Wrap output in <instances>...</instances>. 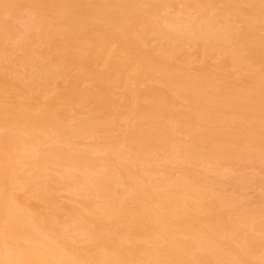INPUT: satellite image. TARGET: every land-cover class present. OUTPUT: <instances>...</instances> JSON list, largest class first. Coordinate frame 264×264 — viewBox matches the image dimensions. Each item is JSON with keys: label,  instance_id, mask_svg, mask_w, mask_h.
<instances>
[{"label": "bare ground", "instance_id": "1", "mask_svg": "<svg viewBox=\"0 0 264 264\" xmlns=\"http://www.w3.org/2000/svg\"><path fill=\"white\" fill-rule=\"evenodd\" d=\"M183 2L186 9L171 17L173 0H0V55L10 51L6 42L18 41L23 57L15 62L30 71L27 81L49 84L61 66L82 71L65 93L43 97L42 108L39 97L8 103L0 93V264H264V237L257 236L264 234V217H252L251 202L243 208L246 195L204 187L208 180L223 187L220 178L246 170L242 161L264 162V135L257 134L264 131V0ZM195 4L199 14H188ZM27 7L32 16L21 18L28 19L21 31L4 21L5 14L20 18ZM212 11L219 12L215 18ZM152 35L166 44L149 47ZM35 44L56 64L34 66ZM190 45L199 46L196 56L217 52L218 64L199 60ZM189 54L198 60L189 61ZM92 60L103 61L105 70H95ZM233 60L252 75H225ZM126 73L117 86L114 77ZM80 78L93 86L82 89ZM20 82L19 92L29 94L30 84ZM122 88L125 93L113 91ZM173 96L190 111L179 112ZM83 99L93 109L72 110L73 118L57 103L67 100L74 109ZM129 106L140 122L125 125L115 143ZM222 121L228 127L239 121L240 132L208 127ZM177 134L188 139H179L183 156ZM159 151L166 153L162 172L154 170L157 164L151 168ZM184 160L205 171L173 178L171 167L183 170ZM245 181H237L240 189ZM62 192L66 205L58 199ZM66 211L71 215L62 220ZM246 228L255 235L247 236Z\"/></svg>", "mask_w": 264, "mask_h": 264}, {"label": "rangeland", "instance_id": "2", "mask_svg": "<svg viewBox=\"0 0 264 264\" xmlns=\"http://www.w3.org/2000/svg\"><path fill=\"white\" fill-rule=\"evenodd\" d=\"M24 1H25L26 4H30V2H39V1H47V2L49 1V2H51L52 0H27V1L24 0ZM95 1L96 0H89V2H95ZM173 1H174V8L169 9L167 11V14H171L170 15L171 17H173V16L176 17V15L179 16V13L182 12L181 10L186 9L185 8L186 5H184L183 0H173ZM222 1H225V0H222ZM220 6H222V5H220ZM240 6L242 7L244 5H241L240 4ZM240 6H238V7H240ZM193 7L195 9L192 10L191 12L190 11L187 12L186 10H185V12H187L188 14L190 13L193 16H197L199 13H196V12L199 11L198 9H200V7L197 4L193 5ZM196 7H198V9ZM236 7H237V5H236ZM29 8L30 7H27L25 9H22V12H20V18L12 17L10 14H5L3 19L12 28H15L16 27L17 29H19V31H21L22 29H24V26L23 25H25L26 23H28V19L27 20H24V19H21V18H28L29 15L32 16L31 15L32 12L30 13L31 8L30 9ZM55 10H57L55 7L48 6V11H49L48 14H49V16H51V17L55 16V14L53 13ZM210 13L211 14H209V15H212V17H214V16H217V14L219 12L218 11H212ZM45 14H47V13H45ZM162 14H164V12ZM195 14H197V15H195ZM39 16L40 15L33 16V19L35 20V22H36V19L38 20ZM162 16H166V15H162ZM62 17H64V16H62ZM62 17H61V19H62ZM187 17H189V15H187ZM185 18H186V16H185ZM229 19L230 20H233L232 17H229ZM64 20H66V17H64ZM159 20H161V18ZM235 20L236 21L234 23H232V24L235 25V26H239L240 27L242 25L241 24V19L235 18ZM62 21H63V19H62ZM158 22H161V21H158ZM92 23L95 26H98V25L101 24V22L99 20H97V21L96 20H93ZM35 31L36 30H33V33H35ZM61 31L62 32H65L63 30H61ZM30 35L28 34L29 38H31ZM149 39L151 40V43H149V44L152 45V46H149V47H154V48H157L158 49L159 47H161V45H165L166 44L165 41H164L165 43L164 42L161 43V42H159V40L158 41L155 40V39H157V37L154 36V35L150 36ZM33 40L34 39H32V38L30 39V42H32V44L34 42ZM153 40L155 41L154 43H153ZM16 42L18 43V41L12 40V39L10 41L6 42V45L10 48V51L8 53L4 54V55H0L1 56L0 57V93H1V96H3L5 98L4 99L5 102H8V103L13 102L12 99H11L12 97H14V99L16 101H19V102L26 101L29 96H30V98H33V97L34 98L35 97L38 98L39 97L40 99L39 98L38 99L41 100V102H43V103H41L42 105L40 106V108H42V106L46 102V99H44L43 97L48 98V95L50 97H52L54 95L53 94V91H55V93L56 92L58 93V91L65 93V91L68 90L69 87H70V85H71V83H70L71 82V79H72L71 77L72 76L79 77L80 74L82 73V71H80V68H78V67L71 68V69H66L64 66H61L60 68H58L59 70L57 69V71H56V72H59V73H56L55 74V72H54V74H51L53 76L55 75L54 77L50 75L52 78L49 76V82H48L49 84H46V83H44L42 81H40V82L39 81L38 82H35L34 81V82L30 83L31 81L29 82V81L26 80V77L28 75H30V71H28L27 67L26 68L25 67H22L20 65L19 61H16L15 62L16 57H18V56H20L21 58L23 57V52L19 51V48L17 47ZM41 46L42 45L35 44L32 47V50H33V53H34L33 54L34 55L33 56L34 57L33 58L34 59L33 65L36 66V67H39V68L41 67L43 69L45 68V66L55 65L56 64L55 56L52 55V57H51L48 54L49 51H47V49L44 46H42V47ZM190 47L191 48H189V49L187 48L188 49V52L190 51V53H192V54H194V56H196V53H194V52L197 51V50H199V46H195V45H192L191 46L190 45ZM193 48H194V51L192 50ZM216 53L217 52H212V51L211 52H207L206 53L207 55L206 54L204 55L203 53H200L201 56L200 55H197L196 57L198 59H199V57L202 58L203 56L204 57L207 56L208 58L210 57L208 60H209V62L210 61L212 62L211 65H214V63L217 65L219 59L217 60V62L214 61L216 59L215 58L216 57L215 56ZM156 54H159V52L156 53ZM192 54H189V55H191L190 58H192L189 61H191V62L192 61H197L198 59L196 57H192ZM47 55H49L50 57L47 56ZM91 57H92V55L90 56V59H91ZM91 62L93 64V68L95 70H97L99 72H103L105 70L104 66H102V65H104L103 64L104 63L103 61L95 62L94 60H92ZM95 63H97V64H95ZM200 63L201 62L199 61V63H197V65H195V66H197V67H199V65L201 66ZM245 64L247 66V63H245ZM245 64H243L244 67H246ZM98 65H100V66H98ZM235 66H236V60H233V61L229 62V67H228L227 71L224 72L225 75L227 74L228 77L231 76L230 77L231 79H236V80H238V78L240 76L243 77V76H251L252 75L251 73L248 74L247 72L243 71L239 66L238 67H235ZM25 69H27V70H25ZM237 72L240 73V75L235 76L237 74ZM232 74H233V76H232ZM128 78H129V74H127V76H125L124 74H118V75H116L114 77V81L116 83L119 82L117 84V86H119L124 81L126 82V79L128 80ZM21 80L26 81L27 82L26 83L27 86H29L28 83L30 84V86H29L30 93L29 94H23L22 92H19V89L16 87V85L18 83H22V82H20ZM3 81L9 82V84H11V86L10 87L4 86ZM77 81H78V84L81 86L82 89H84V88L87 89V88H90V87L93 86L92 83L83 84L85 80L84 79H81V78L78 79ZM33 83H34V85H33ZM235 84L239 86V83L238 82L235 83ZM48 85L49 86L52 85V86L51 87H48ZM151 85L154 86V87L156 86L157 88H160V89H164L163 86L160 85V84H154L153 83ZM112 86H114V85H112ZM161 86H162V88H161ZM45 87H47V88H45ZM142 88L144 89L145 87L142 86ZM122 89H115L113 91H114V93H118V94L125 93V90L124 89L122 90ZM82 92L85 93V91H82ZM95 96H96V94H94L93 98ZM173 97H176V96H173ZM81 98H82V95H81ZM118 98L120 99V95H119V97L118 96L114 97V99H116V100H118ZM176 101H177V103H179V108H177V110L179 112H183V111L189 112L190 111L189 108H186V106L188 105L187 102H185L184 100L180 99L179 97H176ZM57 103L58 104H61V108L64 110V113L66 115V118H73V117L76 116L77 113L72 112V110H77V112L87 113V112H91V110L93 109V107L91 106V102L90 101L88 102L87 99H83L80 104L74 106L75 107L74 109L69 107V102L67 100L66 101H64V100L57 101ZM121 103H122V101H121ZM142 103L143 104H148L149 103V100L148 101H144L143 100ZM131 109H132V107L129 106L127 109L124 110V113L126 114V116L124 117V119H121V120L118 121V123H117L118 126L116 127V130H118V132H115L113 134V137H112L111 141H113L115 143L118 141V137L121 136L124 133V131H125V125H128L129 123H131L133 121H134L135 124H138L137 121H139V120H137V119H139V118H138V116L133 111H131ZM40 111L41 110L37 111L36 113H40ZM229 123L230 122L222 121V122L217 123V124H214V125H209L208 127L209 128H220V127H222V129H221L222 132H227L229 130V133L238 134L240 132V126H241L240 122L239 121H236V124L231 125L230 127H228L229 126ZM74 124H76V123H74ZM244 128L248 130L247 132H251V126L245 125ZM257 134L258 135H264V131L263 130H258ZM177 137H178L177 147L180 148V149H178V151L181 152L179 155L180 156H183L182 155V150L183 149L181 148L182 143L179 142V139L181 141H186L188 139L185 138L183 135H179V134H177L176 138ZM94 142L88 141V143H90L92 145L94 144ZM132 154L134 155L135 152H132ZM157 154H158V156H157V162L153 165V167L151 166V168L154 169L155 165L157 164V167L154 170L157 171V169H158V171L162 172V171L165 170L163 168V165L162 164H163V158L166 157V153L165 152H162V151H159ZM164 162L168 166H172L173 165L170 161H167V163H166V161H164ZM158 165H160V166H158ZM241 165H243V168L246 169L244 172L236 171V173H234L232 175H229L228 178H220L218 180V182H221V181L224 182L223 187H220L218 185H214L209 180H208V183H206V186L204 184V187H207L209 189H214L216 191H222V190L224 191L225 190L227 194H231V195H233V194L246 195L247 201H244V203L242 202L241 205L244 204L243 205V208L244 209H248V208H246L247 207L246 204L248 202L249 203L251 202V204H253V206H254V207H252L253 208L252 211L254 212L253 215H252V217L255 218V219H261L262 216L264 217V215H263V211H264V162L262 164H259V163L254 164L253 161H242L241 162ZM176 167H178V165H174V166L171 167V168H174L175 169V170H172L173 171V175H174L172 177L175 178V179L176 178H182L183 176H186V171L187 170L193 172L196 177H197L198 173L205 171V170H201L202 168H200L197 165H192L189 160H187V161L184 160V163L182 165L183 170H177ZM151 168H149V170ZM235 170H238V168H235ZM213 175L214 174H212L210 172L209 173V178L210 177H213ZM162 178H163V176L162 175H159L157 177H154L153 179L154 180H160ZM147 179H148V177H147ZM237 179L238 180H243V181L246 180L245 181L246 182V184H245L246 185V188L245 189H240L238 187V185H239L238 183L239 182H237L238 181ZM234 180H236V181L234 182ZM254 180H258V181H254ZM257 182H263V183L259 184ZM121 190L122 189H120V188L117 189V191L119 193L121 192ZM58 196H59L58 199L60 201V199L63 200V198H67L68 195L65 192L64 193L62 192ZM61 197H63V198H61ZM64 201L65 200H63L62 202H63V204L66 205V203H64ZM67 204H69V206H73V204H71V203H67ZM250 210H251V208H250ZM63 213H62V215L60 217L62 220H65L67 218V216H70L71 215L68 211L63 212ZM235 213L237 214V212H235ZM58 214L60 216V213H58ZM65 215H66V218L64 217ZM230 215H232L233 218L236 219V217L234 216V214H230ZM203 217L207 218L206 215H203ZM63 218H65V219H63ZM244 231H245V234L247 236L255 235L254 232L247 231V228L245 230H243V232ZM257 236L264 237V234H258ZM112 237H115V236H112ZM179 238H182V237L180 236ZM174 239L176 240L177 237L174 238ZM151 240H153V242L158 241L156 239H151ZM186 241H188V242L190 241L191 243H194L189 238H186ZM151 246L153 247V245H150V247ZM91 249H93V247L90 246L88 248V250H91ZM201 253H203V252H201Z\"/></svg>", "mask_w": 264, "mask_h": 264}]
</instances>
